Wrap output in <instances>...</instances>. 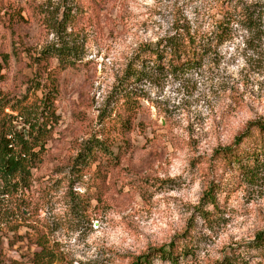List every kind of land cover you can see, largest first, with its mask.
<instances>
[{
  "label": "rangeland",
  "instance_id": "1",
  "mask_svg": "<svg viewBox=\"0 0 264 264\" xmlns=\"http://www.w3.org/2000/svg\"><path fill=\"white\" fill-rule=\"evenodd\" d=\"M223 11L235 17L200 65L137 85L130 131L99 117L139 46L184 24L217 32ZM54 46L72 48V68ZM45 98L18 235L45 234L52 264H264V133L247 130L264 123V0H0V126ZM96 139L120 162H77ZM171 246L176 263L159 253ZM2 248L39 264L35 245Z\"/></svg>",
  "mask_w": 264,
  "mask_h": 264
},
{
  "label": "trees",
  "instance_id": "2",
  "mask_svg": "<svg viewBox=\"0 0 264 264\" xmlns=\"http://www.w3.org/2000/svg\"><path fill=\"white\" fill-rule=\"evenodd\" d=\"M224 19L214 22L215 30L202 31L199 27L184 24L174 27L172 32L159 39L155 43H144L133 53L125 69L123 82L119 83L113 96V107L107 112L102 111L99 115L105 116L113 122V127H119L122 131H130L133 122L137 120L139 109V95L137 85L153 76H176L191 67L200 65L206 55L212 53V45L220 44L226 33L227 25H230L235 16L221 12ZM69 16H61L57 22L58 26L67 27L72 24ZM250 18L248 23H250ZM227 24V25H226ZM57 61L68 68L74 65L72 48L68 46L52 47ZM115 86V87H116ZM51 102L48 98L41 101L32 113V120L23 119L19 114V119H23L19 129L12 126L15 120H8L9 125L0 126V264H36L34 258H27L18 262L6 258L2 245L7 242L12 248L18 242H25L27 245H35L40 248L39 253L32 254L39 264H52L49 258L46 235L41 232L34 234L26 233L24 236L18 235V223L23 219L21 208L25 205V194L36 180L32 177V171L36 169L35 163L42 149L40 139L45 137L47 126L43 121L51 119ZM40 120H43L40 122ZM25 125V127H24ZM260 133H264V123H253L252 127ZM250 132H246L237 138L234 145L242 144L248 138ZM117 153L120 150L118 136L114 137ZM113 140V141H114ZM42 143H41V142ZM112 141V140H111ZM105 140L96 139L93 144L88 143L77 155V162L83 165L92 164L98 159V163L120 162L118 154L113 153L111 147L106 145ZM115 145V144H114ZM125 145V144H124ZM128 144L126 145V147ZM230 151V150H229ZM79 159V160H78ZM237 162V158H235ZM38 184V183H37ZM39 185V184H38ZM40 186V185H39ZM210 202L211 194L207 195ZM37 206V205H36ZM257 244H264V237L257 238ZM161 257L170 263H176L172 252V246L167 250H159ZM151 255L137 257L131 264H151Z\"/></svg>",
  "mask_w": 264,
  "mask_h": 264
}]
</instances>
